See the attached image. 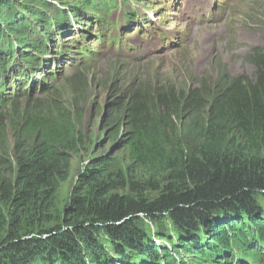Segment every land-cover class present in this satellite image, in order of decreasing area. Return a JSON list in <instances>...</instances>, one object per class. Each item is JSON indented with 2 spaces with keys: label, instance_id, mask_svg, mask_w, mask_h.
I'll use <instances>...</instances> for the list:
<instances>
[{
  "label": "trees",
  "instance_id": "16d2710c",
  "mask_svg": "<svg viewBox=\"0 0 264 264\" xmlns=\"http://www.w3.org/2000/svg\"><path fill=\"white\" fill-rule=\"evenodd\" d=\"M133 1L128 25L147 4ZM116 8L115 0H0V135L4 122L20 121L0 148V264H264V217L256 206L264 201V47L247 56L250 75L223 66L186 82L147 80L125 89L111 104V132L128 169L156 172L105 177L98 168L106 161L94 158L60 198L61 165L79 145L76 110L40 106L44 94L36 93L67 76L58 78V64L84 59L75 69L84 72L97 62L85 44L71 51L63 28L92 19L102 45L98 27L112 26L107 18ZM121 44L110 37L109 47ZM9 158L14 169L6 178L1 168Z\"/></svg>",
  "mask_w": 264,
  "mask_h": 264
},
{
  "label": "rangeland",
  "instance_id": "374dc122",
  "mask_svg": "<svg viewBox=\"0 0 264 264\" xmlns=\"http://www.w3.org/2000/svg\"><path fill=\"white\" fill-rule=\"evenodd\" d=\"M143 1L147 4L148 1L153 3L154 7L151 8V4L147 7H137L135 13L138 20L128 25L124 20L126 12L134 6V1L115 0L117 8L108 17V22L112 26L108 27L107 24L102 26L107 37H121L120 48L108 47L106 43L98 46L95 25H92L88 31L90 35L88 42L99 51L93 54L97 62L84 72L82 71L84 69L75 71L73 68H64L63 64H58L56 69L58 78L66 75L67 78L56 84L55 89L36 93V97L44 94L40 98L42 100L38 102L40 106L49 107L53 106V103H66L76 110L79 145L75 146L74 153H66V159L60 168L63 177L59 179L57 189L62 199L70 186L77 182V176L83 173L90 160L94 158L102 157V160L106 161L105 165L98 168L106 171L105 177L109 174V177L118 176L115 179H121L122 175H126L135 179L142 177L144 172L154 173V169L151 171L141 169L137 164L131 169L127 168L130 163L129 157L117 146L119 138H114L115 134L111 132L108 123L111 117V104L117 99V95L120 96L128 88L143 87L147 80H150V83L151 81L174 83L177 77L186 82L189 77L213 74L218 67L223 66L231 75L242 73L250 75L253 69L246 58L253 49L264 47V0ZM160 1L167 5L165 15L160 12L162 10H158ZM143 18L151 19L152 24L148 25L146 22L148 20ZM122 25L125 28H122ZM74 26L75 24H72L70 28H63L62 40H76L78 30L74 29ZM136 27L141 28L143 32L141 36L136 35ZM82 33L85 35L84 31ZM72 48V51H75L76 46L73 44ZM49 64L50 70L53 62ZM65 79L74 80L73 84L65 87ZM37 80L43 81L42 78ZM53 91H57L54 97L52 94L46 96ZM18 114L21 120V114ZM19 123L15 117L12 124ZM12 124L4 122L2 125L1 132L7 130V133L0 135V148H6V139L10 137L8 128H11ZM181 129L187 132L188 123L183 122ZM7 149L13 150L9 145ZM3 162L5 164L2 165L1 174L10 178L14 169L13 165L8 166L11 159ZM6 166L7 169L4 168ZM256 206L260 215L264 217V201H257ZM254 215L257 216L255 212ZM162 217H157V220L166 225L167 222H163ZM143 224L152 229L153 225L149 219H143ZM140 229L143 230V227ZM231 248L234 247L231 245Z\"/></svg>",
  "mask_w": 264,
  "mask_h": 264
},
{
  "label": "water",
  "instance_id": "95a60500",
  "mask_svg": "<svg viewBox=\"0 0 264 264\" xmlns=\"http://www.w3.org/2000/svg\"><path fill=\"white\" fill-rule=\"evenodd\" d=\"M214 210H216V209H214ZM211 211L213 212V210H211ZM96 228H98V230L101 231V230L110 228V224H103V225L102 224H98V226Z\"/></svg>",
  "mask_w": 264,
  "mask_h": 264
},
{
  "label": "bare ground",
  "instance_id": "6f19581e",
  "mask_svg": "<svg viewBox=\"0 0 264 264\" xmlns=\"http://www.w3.org/2000/svg\"><path fill=\"white\" fill-rule=\"evenodd\" d=\"M148 25L152 24L151 19H149L148 21H146ZM141 30V29H140Z\"/></svg>",
  "mask_w": 264,
  "mask_h": 264
}]
</instances>
